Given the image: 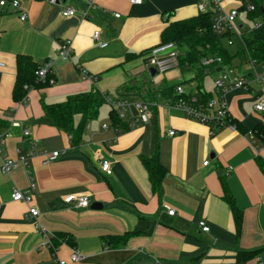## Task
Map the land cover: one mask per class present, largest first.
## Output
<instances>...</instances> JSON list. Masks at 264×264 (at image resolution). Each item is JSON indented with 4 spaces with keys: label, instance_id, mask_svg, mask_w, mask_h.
Returning <instances> with one entry per match:
<instances>
[{
    "label": "crops",
    "instance_id": "1",
    "mask_svg": "<svg viewBox=\"0 0 264 264\" xmlns=\"http://www.w3.org/2000/svg\"><path fill=\"white\" fill-rule=\"evenodd\" d=\"M19 1V12L0 8V62L5 65L0 67V121L8 124L0 127V135L9 134L4 148L11 158L17 159L18 151L29 152L34 140L38 155L27 170L20 167L4 174L0 168V264H52L55 256L68 264H264V141L256 134L257 128L264 130V114L255 110L264 102V84L255 80L262 64L253 65L246 55L235 56L240 48L228 49L225 41L234 46L229 39L223 46L235 57L230 65L235 60L239 64L229 75L249 81L248 89H234L226 96L241 131L225 127L212 134L209 126L188 119L181 109L166 107L170 99L160 98L150 102L158 105L152 108L150 122L127 132L112 127V109L106 103L108 109L101 108L74 146L43 108L95 90L130 101H144V90L155 92L166 85L197 93L194 73L179 68L153 76L144 57L128 61L127 56L159 45L169 22L198 16L203 3L214 13V0H144L142 5L131 0H61L58 5L49 0ZM90 2L95 5L92 10ZM239 2L225 0V11L237 9ZM64 8H74L76 15L65 18ZM23 13L28 15L25 21ZM236 24L241 38L244 25L239 26L238 19ZM96 31L107 47L94 41ZM65 41L73 46L72 58L66 61L58 56ZM20 54L31 56L40 67L52 61L56 83L27 87L26 98L16 102ZM214 89L203 83V92L213 94ZM80 120L77 116L76 123ZM25 129L29 137L24 136ZM157 149L168 171L160 198L142 162ZM55 151L66 154L43 165L41 153ZM102 159L111 162V175L102 171ZM28 172L36 184L30 195L31 205L40 211L38 219L28 216L27 204L12 200L15 189L29 190ZM226 189L242 212L239 232L224 200ZM69 197H88L90 206L67 204ZM94 203L103 208L92 209ZM167 208L175 215L170 216ZM202 221L209 232L200 228ZM56 234L71 242L52 247ZM127 234L132 236L123 240ZM76 251L85 256L80 263L70 261Z\"/></svg>",
    "mask_w": 264,
    "mask_h": 264
},
{
    "label": "trees",
    "instance_id": "2",
    "mask_svg": "<svg viewBox=\"0 0 264 264\" xmlns=\"http://www.w3.org/2000/svg\"><path fill=\"white\" fill-rule=\"evenodd\" d=\"M238 1L242 2L240 10L245 11L249 4L255 7V11L248 12L247 16L252 22L259 20L260 26H255L251 31L242 35L244 48L240 49L235 56L246 55L251 62L264 64V0ZM214 17L215 13L207 12L200 13L198 16L192 18L169 23L166 19L168 25L161 34L160 43L173 42L177 45L179 49L180 69L183 73H194V80L198 84V92L195 94H198L200 100L205 103L209 102L213 97L212 93L202 91L205 78L218 69L224 70L235 58L223 46L225 38H235L234 33L227 32L223 36L217 35L213 29ZM150 51L151 49L141 54H129L127 60L131 61V59L141 57L146 59ZM212 57L222 58V65L219 67L216 65L204 66L203 59ZM40 68L31 56L25 54L17 56V78L14 87V99L16 102L23 101L26 98L29 88L46 87L49 85L48 82L43 83L39 81L36 73ZM176 87L166 85L155 92L144 90L145 95H141V98L147 102H158L160 98L173 100ZM107 96L100 90L76 94L68 97L63 103L44 105V113L56 127L71 135L72 144L78 146L87 124L99 117L102 106L106 104ZM77 116L81 117L79 123H76ZM110 120L114 129H119L122 132L130 131L128 125L113 110L110 112ZM231 122L236 125L238 130H242V125L238 120L233 119ZM7 125L6 122L0 121V127ZM256 134L260 138V141H264V130L257 128ZM142 162L148 171L152 190L160 198L163 181L168 171L159 160L158 149L151 158L143 157ZM224 200L231 206L238 228L237 231L239 232L242 223V212L227 189L225 190ZM129 236L132 235L127 234L122 239L127 240ZM62 242H71V238L61 234H56L52 238L54 248H57ZM122 244H125V241Z\"/></svg>",
    "mask_w": 264,
    "mask_h": 264
},
{
    "label": "built area",
    "instance_id": "3",
    "mask_svg": "<svg viewBox=\"0 0 264 264\" xmlns=\"http://www.w3.org/2000/svg\"><path fill=\"white\" fill-rule=\"evenodd\" d=\"M52 5L61 4V0H49ZM144 0H131L132 4L142 5ZM225 0H214V32L223 36L227 32L234 33L235 37L240 36L236 21L239 16V9H232L229 12H226L224 9ZM89 10L95 8L94 2L89 3ZM0 8L4 11H13L19 12L21 10V4L19 0H0ZM200 12L207 13L209 12V7L207 4L203 3L200 5ZM247 13L255 11L253 5H247ZM62 15L65 18H70L76 15V10L74 8H64L62 9ZM116 17H120V14H115ZM85 17H88V13L85 14ZM28 18L26 13H23L21 20L25 21ZM256 27L260 26V22H256ZM93 39L97 42L102 48L107 47V43H104L101 40V32L96 31L93 35ZM234 44V38L229 39V45ZM73 55V46L70 41H65L61 44L59 50V59L70 60ZM146 64L148 68L156 69L158 74H166L168 72L178 70L180 68L179 62V49L177 45L173 42L159 44L156 47L152 48L150 53L146 56ZM223 63L222 58L212 57L203 59L204 66L216 65L217 67L221 66ZM253 65H258L253 62ZM0 67L3 68L5 65L0 62ZM53 62L48 61L37 71V76L39 81L43 83L48 82L49 85H54L56 80L52 75ZM85 74V72H84ZM86 75V74H85ZM87 76V75H86ZM92 80H96L95 77H90ZM255 80L264 84V64H262V70L255 74ZM249 81L244 77L236 78L231 77L228 74H222L214 81V93L212 99L205 103L200 100L198 94L192 92H186L183 86L179 85L176 87L174 92L173 100H169L165 106L166 107H175L181 109L188 119L193 121L205 124L210 127L212 134L216 130L222 129L225 127H232L237 129L236 125L231 121L234 119L229 111L227 103V93L234 89H248ZM106 103L111 107L113 111L119 116V118L128 125L129 130H133L142 126L147 125L152 117V108L158 106L157 103H150L147 101H130L121 97L107 96ZM255 110L261 114H264V102H259L255 105ZM105 129H108L107 126H104ZM215 130V131H214ZM117 131H121L117 129ZM253 133V132H252ZM176 133L174 131L170 132V136H174ZM251 134V133H250ZM24 136L29 137L30 132L25 129ZM9 137V134L0 135V168L2 173L9 174L11 171L17 168L28 169L29 161L38 155L37 153V141L34 140L32 143V149L29 152L18 151V158H11L5 151L4 144L6 139ZM69 138L72 140V136L69 135ZM44 156L43 165H48L58 158L66 154V151H55L52 153L43 152L41 153ZM100 156V154H99ZM209 161L205 162L204 165H208ZM101 169L107 174H112V165L111 162L105 159L101 160ZM264 169V166H263ZM232 170L231 168L229 169ZM30 179V188L27 191H21L15 189L12 194V200L14 202H23L28 205V216L30 218L38 219L40 211L38 208L32 206V196L30 195L31 191H34L36 188L35 180L30 172H28ZM67 204H76L78 208H88L90 206V199L88 197H69L66 199ZM168 209V214L174 216L176 211L171 208ZM200 228L204 232H209L210 228L207 226L205 221L199 223ZM51 244V242H50ZM53 247V245L51 244ZM85 259V256L79 252H74L70 261L72 263H80ZM52 264H68L67 260L61 259L58 256H55L52 260ZM260 264H263L261 262Z\"/></svg>",
    "mask_w": 264,
    "mask_h": 264
},
{
    "label": "rangeland",
    "instance_id": "4",
    "mask_svg": "<svg viewBox=\"0 0 264 264\" xmlns=\"http://www.w3.org/2000/svg\"><path fill=\"white\" fill-rule=\"evenodd\" d=\"M241 5H242V2L240 1L239 3H238V5H236L235 7L237 8V9H241ZM246 17H247V13L245 12V11H241V14H240V16H239V18H238V25L239 26H242V25H244V28L241 30V32H242V35L244 34V33H246V32H248V31H251L253 28H255V24L252 22V21H249L248 19H246ZM228 40L227 41H225V46L228 48V49H230V50H232V51H237L239 48L240 49H243L244 48V45H243V41H242V38H238V37H235L234 38V46H228ZM240 60V59H239ZM242 60V62H244L245 64H247V66L249 67V69L251 68V66H249V63H247L244 59H241ZM234 64H233V66L232 65H229V66H227V67H225V69L223 70V72H221V73H219V74H215V73H213V75H209L206 79H205V84H206V86L207 87H209V86H214V79L215 78H217V77H219L220 75H222V74H228L229 75V72L231 71V70H233V67H237V66H239V64H238V61L237 60H235L234 62H233ZM236 69H238V68H236ZM240 72V71H239ZM247 72V71H246ZM249 72V71H248ZM238 74H240V73H238ZM139 80H140V78H139ZM144 80V79H143ZM115 97H117V95H115ZM103 106H105V108L104 109H108V105L106 106V104L105 105H103ZM102 106V107H103Z\"/></svg>",
    "mask_w": 264,
    "mask_h": 264
},
{
    "label": "water",
    "instance_id": "5",
    "mask_svg": "<svg viewBox=\"0 0 264 264\" xmlns=\"http://www.w3.org/2000/svg\"><path fill=\"white\" fill-rule=\"evenodd\" d=\"M64 3H66V2H64ZM150 72H151V74H152L153 76H155L156 73H157L156 69H154V68H152V69L150 70ZM102 208H103V205L100 204V203H94V204L92 205V209H94V210H98V209H102Z\"/></svg>",
    "mask_w": 264,
    "mask_h": 264
}]
</instances>
